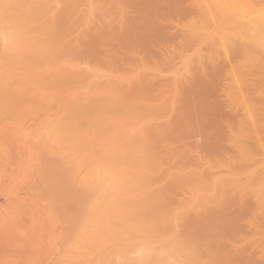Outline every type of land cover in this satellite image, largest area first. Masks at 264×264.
Here are the masks:
<instances>
[{
	"label": "rangeland",
	"instance_id": "obj_1",
	"mask_svg": "<svg viewBox=\"0 0 264 264\" xmlns=\"http://www.w3.org/2000/svg\"><path fill=\"white\" fill-rule=\"evenodd\" d=\"M89 1L0 0V264H264V0ZM90 80L159 107L164 212L120 211Z\"/></svg>",
	"mask_w": 264,
	"mask_h": 264
},
{
	"label": "bare ground",
	"instance_id": "obj_2",
	"mask_svg": "<svg viewBox=\"0 0 264 264\" xmlns=\"http://www.w3.org/2000/svg\"><path fill=\"white\" fill-rule=\"evenodd\" d=\"M91 1V0H90ZM89 1V2H90ZM213 1V0H212ZM218 1V0H217ZM216 1V3H217ZM229 1V0H228ZM227 0L222 3H226L228 2ZM246 1V0H245ZM230 2V1H229ZM234 2V0L232 1ZM236 2V0H235ZM238 2V1H237ZM93 3V2H92ZM91 3V4H92ZM215 3V2H213ZM21 4V3H20ZM19 4V5H20ZM90 7V6H89ZM92 8V7H91ZM89 10V9H88ZM91 10V9H90ZM94 12V11H93ZM84 13V12H83ZM85 14V13H84ZM90 14V13H89ZM94 14V13H93ZM10 15V14H9ZM24 15V14H23ZM22 15V16H23ZM91 15V14H90ZM89 15V16H90ZM241 15V14H240ZM243 15V14H242ZM241 15V16H242ZM31 16V15H30ZM88 16V15H87ZM28 17V16H27ZM95 18V17H94ZM88 19V18H87ZM75 22V20H74ZM75 24V23H74ZM89 24V22H88ZM245 24V23H243ZM247 24V22H246ZM263 24H264V21H263ZM243 26V25H242ZM264 26V25H263ZM74 28V26H73ZM251 28V27H250ZM219 29V28H218ZM240 29V27H239ZM256 29V28H255ZM263 31H264V28H262ZM74 30V29H73ZM221 30V29H220ZM222 31V30H221ZM227 31H229L227 29ZM242 31V29H241ZM75 31H73L72 33H74ZM239 32V31H238ZM242 32H245L244 30ZM252 33V32H251ZM262 33V31L260 32ZM44 34V33H43ZM256 34V33H255ZM245 36V33L242 34ZM241 35V36H242ZM264 35V34H263ZM14 36V35H13ZM12 36V37H13ZM77 36V35H76ZM228 36V35H227ZM239 36V34H238ZM240 36V37H241ZM230 37V36H229ZM237 37V35H236ZM259 37H262V36H259ZM75 39V38H73ZM77 39V38H76ZM244 39V38H243ZM247 39H248V36H247ZM255 39H258V38H255ZM254 39V40H255ZM224 40V39H223ZM259 40V39H258ZM15 41V40H14ZM74 41V40H73ZM242 41V40H241ZM243 42V41H242ZM258 44L260 45H263L264 46V39H260L259 41H257ZM256 41L253 42L252 40V45L253 46H257V44H253V43H257ZM15 44V43H14ZM227 44V43H226ZM247 44V43H246ZM248 44H250L248 42ZM220 46V45H219ZM231 46V45H230ZM250 46V45H249ZM74 48V47H73ZM256 48V47H254ZM258 48V47H257ZM247 49V48H246ZM264 49V48H263ZM78 50V48H77ZM252 50V49H250ZM223 51V50H222ZM246 51V50H245ZM71 52V51H70ZM220 52V51H218ZM251 52V51H250ZM214 53V52H213ZM35 54V53H34ZM26 55V54H25ZM28 55V54H27ZM26 55V56H27ZM74 58V57H73ZM254 59V58H253ZM252 59V60H253ZM247 60V59H245ZM249 62H251L250 59H248ZM255 60V59H254ZM34 61V60H33ZM36 62V60H35ZM33 63V62H32ZM66 63V62H65ZM68 63V62H67ZM243 64V63H242ZM252 64V63H251ZM24 65V64H23ZM69 65V63H68ZM254 65V64H253ZM67 66V65H66ZM77 66V65H76ZM244 66V64H243ZM85 67V66H84ZM255 67V65H254ZM78 68V67H77ZM76 68V69H77ZM245 68V67H244ZM252 68V67H251ZM259 68V67H258ZM79 69V68H78ZM262 69V68H261ZM248 70V69H246ZM237 71V70H236ZM245 71V70H244ZM249 71V70H248ZM101 73V72H100ZM246 73V72H245ZM248 73V72H247ZM104 74V73H103ZM135 74V73H133ZM138 75V74H136ZM106 76V75H105ZM135 76V75H134ZM245 76V75H244ZM107 77V76H106ZM116 76H114L115 78ZM239 77V75H238ZM68 78V77H67ZM70 78V77H69ZM89 78V77H88ZM109 78V77H108ZM112 78V77H111ZM121 78V77H120ZM123 79V77L121 78ZM133 79V78H132ZM176 79V78H175ZM178 79V78H177ZM72 80V79H71ZM79 81V77L77 76V79ZM131 80V78H130ZM62 81V80H61ZM67 81V80H66ZM65 81V83H66ZM73 81V80H72ZM76 82V81H75ZM116 82V80L114 81ZM240 82V81H239ZM68 83V82H67ZM119 83V82H118ZM61 83H59L60 85ZM128 84V83H127ZM57 85V84H55ZM87 89H89V104H90V111H91V114L93 116H97V117H108V118H112V119H115L119 122V127H120V131H121V135H120V139L121 140V150H120V158H119V165L115 166L118 167V170L116 169L115 171V177H116V180H115V184H114V188L115 190L117 191V194H118V198L120 200V211L122 212H157V211H163V208H164V203H165V192L161 189H159L156 184H157V181L156 180V172L158 171V164L156 163V159L154 157V154H153V142H150L148 139H147V136H145V125H146V122L151 119V115L152 113L159 109V107L155 104H151L149 102H146V101H143V100H138V98H135L133 96H125L123 94H121L120 92H118L116 90V88H114L113 86H105L103 85L102 83H100L99 81H94V80H90L87 84ZM62 86V85H61ZM70 86V85H69ZM131 86V85H130ZM136 86V85H135ZM144 86V85H143ZM59 87V86H58ZM71 87V86H70ZM132 87V86H131ZM235 87V86H234ZM72 88V87H71ZM133 88V87H132ZM131 88V89H132ZM136 88V87H135ZM86 89V88H85ZM86 89V90H87ZM134 90V89H132ZM255 91H259V90H255ZM263 91V90H262ZM80 92V91H78ZM78 92H75V94H79ZM151 93V91H149ZM250 93V92H249ZM27 94V93H26ZM248 94V93H246ZM26 95H24L23 97H25ZM176 96V94H175ZM261 96V95H260ZM81 97V96H80ZM241 97V96H240ZM141 98V97H140ZM144 98V96H143ZM169 98V97H167ZM21 99H24V98H21ZM30 99V98H29ZM81 99V98H80ZM83 99V97H82ZM239 99V98H238ZM25 100V99H24ZM250 100V99H249ZM76 101V100H75ZM82 101V100H81ZM24 102V101H23ZM62 102V101H61ZM87 102V101H85ZM85 102H82V103H85ZM257 101H255L256 103ZM28 103V102H27ZM87 104V103H85ZM242 104V103H241ZM249 106V105H248ZM44 107V106H43ZM69 107V106H68ZM82 108V105L80 106ZM80 107H78V112H80ZM164 107V105H163ZM70 108V107H69ZM75 108V111L76 110V107L74 106ZM166 108V107H165ZM73 109V108H72ZM68 112H71L69 111V109H67ZM174 110V109H173ZM82 111V110H81ZM86 110H83L82 112H84ZM88 111V110H87ZM86 111V112H87ZM89 111V112H90ZM159 111V110H158ZM77 112V113H78ZM72 114H74L73 112H71ZM88 113V112H87ZM157 113V112H156ZM166 113V112H165ZM173 113V112H172ZM66 114V113H65ZM83 114V113H82ZM86 114V113H84ZM89 114V115H91ZM161 114V113H160ZM169 114V113H168ZM69 116H71V114H68ZM67 115V116H68ZM80 115V114H79ZM88 115V116H89ZM167 115V114H166ZM66 116V115H65ZM74 116V115H73ZM77 116V115H75ZM73 118V117H72ZM165 120V119H164ZM107 122V120H105ZM96 122V121H95ZM77 126V125H75ZM148 123H147V125ZM106 127V126H105ZM150 128V127H149ZM151 129V128H150ZM153 129V128H152ZM91 131H93L92 129H90ZM100 130V129H99ZM98 130V131H99ZM101 131V130H100ZM118 135V134H117ZM114 136V135H112ZM90 138H92L90 136ZM95 138V137H94ZM115 138V137H114ZM88 142H89V136H88ZM91 140V139H90ZM106 140V139H105ZM104 140V141H105ZM114 140V139H113ZM103 141V142H104ZM118 141V140H117ZM77 142V141H76ZM75 142V143H76ZM91 142V141H90ZM120 142V141H119ZM108 143V142H107ZM109 144V143H108ZM263 144V143H261ZM88 145V144H86ZM96 145V143L94 144ZM115 146V145H114ZM112 146L111 149L114 147ZM258 146V145H257ZM93 147V146H92ZM260 147V146H259ZM78 148H79V145H78ZM76 149V148H75ZM74 149V151H76ZM81 149V148H80ZM79 149V150H80ZM106 149V148H105ZM113 149H116L113 148ZM83 150V149H82ZM82 150L79 151L82 152ZM86 150V149H84ZM92 151V150H91ZM100 151V150H99ZM111 151V150H110ZM164 151V150H163ZM249 151V150H248ZM257 151V150H256ZM78 153V152H77ZM86 153V151L84 152ZM95 153V152H94ZM108 153V151H107ZM106 153V154H107ZM156 153V151H155ZM250 153V152H249ZM254 153V152H253ZM83 154V153H82ZM89 154V153H88ZM115 154V153H114ZM162 154V153H161ZM183 154V152H182ZM96 155V154H94ZM117 155V154H116ZM93 156V155H92ZM104 156V155H102ZM252 156V154H251ZM96 157V156H95ZM94 157V158H95ZM99 157V156H98ZM87 158V157H86ZM100 158V157H99ZM102 158H105V157H102ZM118 158V157H117ZM98 159V158H97ZM113 159V158H112ZM81 160V159H79ZM104 160V159H103ZM111 160V159H110ZM114 160V159H113ZM244 161V159L242 160ZM82 162V161H81ZM102 162V161H101ZM100 162V163H101ZM106 162V161H105ZM104 162V163H105ZM249 162V161H248ZM263 162V161H262ZM84 163V162H83ZM103 163V162H102ZM108 164V162H107ZM113 164V163H112ZM118 164V163H117ZM78 165V164H77ZM110 165V164H109ZM254 165V164H253ZM252 165V166H253ZM83 166V165H82ZM81 166V167H82ZM251 166V167H252ZM80 167V168H81ZM100 167V166H99ZM107 167V166H106ZM110 167V166H108ZM174 167V166H173ZM111 168V167H110ZM114 167L111 168V170L113 169ZM167 168V167H166ZM165 168V169H166ZM106 169V168H105ZM168 169V168H167ZM166 169V170H167ZM175 169V168H174ZM185 169V168H184ZM93 170V168H92ZM245 170V169H244ZM243 170V172H244ZM87 171V170H86ZM108 172V171H107ZM263 172V171H262ZM98 173V171H97ZM261 174V173H260ZM100 175V174H99ZM106 175V174H105ZM103 175V176H105ZM223 176V175H222ZM160 177H162L160 175ZM237 177V176H236ZM81 178L83 179V176H81ZM253 178V177H252ZM98 179H101L100 177H98ZM159 179V178H158ZM94 180V179H93ZM92 180V181H93ZM107 180V179H106ZM251 180V179H250ZM184 180L183 179H176L175 182H183ZM196 179H188L187 177L185 178V182H189V183H192V182H195ZM238 181V180H237ZM87 182V180L85 181V183ZM91 182V180H90ZM232 182V181H230ZM234 182V181H233ZM173 183V182H172ZM183 184V183H181ZM89 187L91 186H94L95 184H88ZM105 186V185H104ZM95 187V186H94ZM100 187V186H99ZM102 187V185H101ZM205 187V186H204ZM251 187V186H250ZM263 187V186H262ZM105 188V187H104ZM253 189V188H251ZM256 189V188H255ZM258 189V188H257ZM256 189V190H257ZM91 190V189H90ZM89 190V191H90ZM98 190V189H97ZM260 190V189H259ZM95 191V194H96V189L95 190H91V192H94ZM99 191H102V190H99ZM98 191V192H99ZM109 191V190H108ZM181 191V190H180ZM179 191V192H180ZM219 191V189L217 190ZM228 191V190H227ZM263 191V190H262ZM86 192V190H85ZM88 192V191H87ZM97 192V193H98ZM103 192V191H102ZM182 192V191H181ZM193 192V191H192ZM261 192V191H260ZM90 193V192H88ZM104 193V192H103ZM195 193V192H193ZM86 194V195H85ZM105 194V193H104ZM196 194V193H195ZM85 196H89L87 193H84ZM83 195V196H84ZM98 195V194H96ZM107 195V193H106ZM194 195V194H193ZM224 195V194H223ZM263 195H264V191H263ZM84 196V198H85ZM91 197V196H90ZM108 197V196H107ZM105 197V198H107ZM112 197V195H111ZM210 197V196H209ZM82 198V196H81ZM93 198H97L95 196H93ZM113 198V197H112ZM199 198V197H197ZM212 198V197H211ZM94 199V200H95ZM109 199V198H108ZM213 200L215 198H212ZM211 199V200H212ZM97 200V199H96ZM117 200V199H115ZM168 200V199H166ZM170 200V199H169ZM212 200V201H213ZM112 201V199L110 200ZM262 201V200H261ZM177 202V201H176ZM175 202V203H176ZM199 202V201H198ZM263 202V201H262ZM96 202H94L95 204ZM101 203V202H100ZM169 203H172V202H169ZM174 204V202H173ZM172 204V205H173ZM262 204V203H261ZM98 205V203H97ZM96 205V206H97ZM100 205V204H99ZM176 205V204H174ZM184 205V204H183ZM263 205V204H262ZM108 206V205H107ZM105 206V207H107ZM210 206V205H209ZM207 207V206H206ZM205 207V208H206ZM104 208V207H103ZM208 208V207H207ZM212 208V207H211ZM102 209V208H101ZM178 209V208H176ZM106 210V209H105ZM109 210V208H108ZM171 210V209H170ZM174 211V210H173ZM172 211V212H173ZM164 212V211H163ZM166 212V211H165ZM180 212V211H179ZM178 212V213H179ZM183 212V211H182ZM192 212V210H191ZM195 212V211H194ZM115 213V212H114ZM148 213V214H149ZM169 213V212H168ZM177 213V214H178ZM181 213V212H180ZM185 213V212H184ZM219 213V212H218ZM117 214V212H116ZM129 214V213H128ZM126 214V215H128ZM132 214V213H131ZM130 214V215H131ZM135 214V213H134ZM138 214V213H137ZM143 214V213H141ZM147 214V213H146ZM145 214V215H146ZM176 214V215H177ZM187 214V213H186ZM203 214V213H202ZM124 215V213H123ZM129 215V217H130ZM139 215V214H138ZM173 215V214H171ZM175 215V217H176ZM179 215V214H178ZM177 217H180V219H184L183 217H181L180 215ZM182 215V214H181ZM122 216V214L119 215V217ZM133 215H131V218H132ZM136 214H135V217L136 218ZM148 216V215H147ZM156 216V215H155ZM185 216V215H184ZM142 217V216H141ZM133 218V219H134ZM140 218V217H139ZM145 218V217H144ZM161 218V217H160ZM163 218H164V215H163ZM169 218V217H168ZM223 218V217H222ZM125 219V218H124ZM127 219V217H126ZM150 219L152 220L153 217L151 218V214H150ZM155 219V218H154ZM153 219V221H154ZM179 219V218H178ZM209 219V218H208ZM117 220H119L117 218ZM129 220V219H127ZM126 220V221H127ZM146 220V219H145ZM149 220V218H148ZM175 220L177 221V219L175 218ZM123 221V220H121ZM137 221V220H136ZM152 221V222H153ZM165 221V220H164ZM210 221V220H209ZM120 222V221H119ZM124 222V221H123ZM132 222V221H131ZM134 222V221H133ZM137 222H141V221H137ZM173 222V221H172ZM155 223V221H154ZM160 223V222H159ZM164 223V222H163ZM169 223V222H167ZM178 223V221H177ZM230 223V221H229ZM179 224H181L179 222ZM210 224V223H209ZM143 225V224H141ZM161 225V224H160ZM172 225V224H171ZM218 225V224H217ZM120 226V225H119ZM148 226V225H147ZM150 226V225H149ZM174 226V225H173ZM177 226V225H176ZM138 227V226H136ZM144 227V226H143ZM158 227V225H157ZM167 227V226H166ZM166 227H162V228H166ZM123 228V227H122ZM126 228V227H125ZM149 228V227H148ZM155 228V227H154ZM161 228V227H159ZM169 228H171L169 226ZM173 228V227H172ZM175 228V226H174ZM141 229V227H140ZM143 229V228H142ZM145 229V228H144Z\"/></svg>",
	"mask_w": 264,
	"mask_h": 264
}]
</instances>
